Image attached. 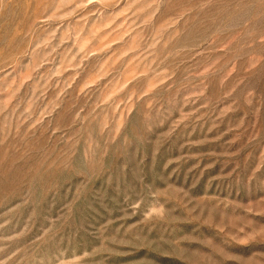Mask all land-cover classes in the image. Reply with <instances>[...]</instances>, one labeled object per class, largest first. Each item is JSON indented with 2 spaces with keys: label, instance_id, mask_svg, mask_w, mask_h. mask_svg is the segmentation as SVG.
<instances>
[{
  "label": "rangeland",
  "instance_id": "obj_1",
  "mask_svg": "<svg viewBox=\"0 0 264 264\" xmlns=\"http://www.w3.org/2000/svg\"><path fill=\"white\" fill-rule=\"evenodd\" d=\"M0 264H264V0H0Z\"/></svg>",
  "mask_w": 264,
  "mask_h": 264
}]
</instances>
